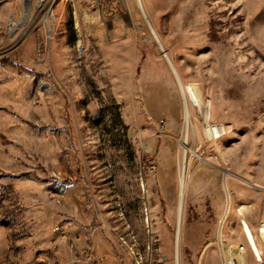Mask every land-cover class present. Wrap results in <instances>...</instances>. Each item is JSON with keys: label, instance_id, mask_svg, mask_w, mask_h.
<instances>
[{"label": "rangeland", "instance_id": "obj_1", "mask_svg": "<svg viewBox=\"0 0 264 264\" xmlns=\"http://www.w3.org/2000/svg\"><path fill=\"white\" fill-rule=\"evenodd\" d=\"M141 1L188 135L137 0H0V264L264 260V0Z\"/></svg>", "mask_w": 264, "mask_h": 264}, {"label": "bare ground", "instance_id": "obj_2", "mask_svg": "<svg viewBox=\"0 0 264 264\" xmlns=\"http://www.w3.org/2000/svg\"><path fill=\"white\" fill-rule=\"evenodd\" d=\"M58 2V0H52L51 2V8L52 10L54 11V7H56V3ZM142 1L141 0H137V4L141 10V13L143 15V18L145 19V22L147 24V26L150 28L151 32H152V35L154 37V40L157 42L160 50L162 51L166 61L168 62L176 80H177V83L179 85V89L181 91V94H182V98H183V104H184V121H185V132L186 134L188 135L189 132V127H190V114H189V109H188V103H187V95H186V91H185V88L183 86V83L181 82L180 78H179V75L177 73V70L176 68L174 67L172 61L170 60L169 56L167 55L157 33L155 32L152 24L150 23L144 9H143V6H142ZM27 5H30V4H27ZM25 5V17L27 19V16H28V12L30 10V7ZM28 11V12H27ZM30 13V12H29ZM8 27H10V23L8 25ZM195 99V98H194ZM187 140L184 141V170L181 172V176H180V192H179V202H178V211H177V224H176V255H177V258H178V252H179V240H180V233H181V226H182V213H183V206H184V200H185V192H186V186H187V175H186V164H187V153L190 152L192 153L194 156H197L195 154V152H193L192 150L188 149L187 147ZM199 157V156H198ZM201 159V158H199ZM202 160V159H201ZM241 228H242V231H243V234H244V237H245V240L248 244V247L251 251V253L253 254V256L255 257L256 261L258 262V260H261V251L259 249V247L257 246V243H256V238H255V235L254 233L252 232V230L250 229V227L248 226V224L243 221L241 223ZM261 237L264 239V232L261 231Z\"/></svg>", "mask_w": 264, "mask_h": 264}, {"label": "built area", "instance_id": "obj_3", "mask_svg": "<svg viewBox=\"0 0 264 264\" xmlns=\"http://www.w3.org/2000/svg\"><path fill=\"white\" fill-rule=\"evenodd\" d=\"M22 2L24 6L30 4L27 5L30 7L28 23L30 22V17H32V12L36 13V16L39 15V24L43 26L49 37H51L54 28V11L51 8L52 0H22ZM19 25L20 19L18 20L16 16H13L10 21V27H7V34H14L18 30ZM262 225L264 226V223H262ZM60 229L61 228L57 226L55 232H59ZM262 229L263 227L259 229L260 236ZM219 248L222 254V264H244V254L246 253V247L244 245L234 248L233 246L226 244L221 236L219 240ZM261 261L262 260H258V263Z\"/></svg>", "mask_w": 264, "mask_h": 264}, {"label": "water", "instance_id": "obj_4", "mask_svg": "<svg viewBox=\"0 0 264 264\" xmlns=\"http://www.w3.org/2000/svg\"><path fill=\"white\" fill-rule=\"evenodd\" d=\"M260 264H264V260H262V261L260 262Z\"/></svg>", "mask_w": 264, "mask_h": 264}]
</instances>
